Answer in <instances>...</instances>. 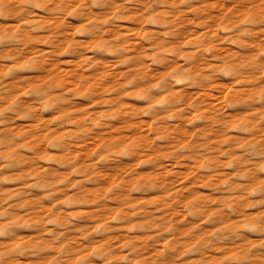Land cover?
<instances>
[{
    "label": "clouds",
    "instance_id": "1",
    "mask_svg": "<svg viewBox=\"0 0 264 264\" xmlns=\"http://www.w3.org/2000/svg\"><path fill=\"white\" fill-rule=\"evenodd\" d=\"M0 264H264V0H0Z\"/></svg>",
    "mask_w": 264,
    "mask_h": 264
},
{
    "label": "rangeland",
    "instance_id": "2",
    "mask_svg": "<svg viewBox=\"0 0 264 264\" xmlns=\"http://www.w3.org/2000/svg\"><path fill=\"white\" fill-rule=\"evenodd\" d=\"M214 7L215 6L213 5V8ZM191 23H192L191 20H189L188 21V24L191 25ZM36 46L39 47V48H41V49H43L45 47V45L43 43H39ZM53 67L55 68L56 66H53ZM61 71H62V73L68 75L69 77L74 74V72H70L67 68L61 69ZM109 75H110V73H102L101 74V78H104L105 76H109ZM67 83L71 87H75V88H79L80 87L79 83H74L71 79H69L67 81ZM91 86L92 85H89V87H91ZM27 87H32V85H28ZM218 87H223L224 88V99H227L228 95L232 92V88L231 87H226V86H223V85L214 86L211 89V91L207 94L209 100H211L213 102L216 101V99H217V88ZM105 90H107V89H105ZM22 91H27V88H22ZM85 91H87V88L85 89ZM80 110L83 111L84 109H80ZM148 127L150 129L151 128V125H149ZM114 131H118V130H114ZM185 134L186 135H189V136L195 135V133H185ZM33 139H34V137H33ZM90 151H95V149L94 148L93 149H90ZM160 154L161 155H164V153H160ZM77 155H79V153ZM165 175L171 177L173 175H176V173L173 172L172 170H169V171H167L165 173ZM180 175L183 176L184 183H187L189 180H191L193 178V172L191 171V169H189L187 172L180 173ZM103 178H107L106 175ZM113 182H115V178H113ZM195 186L196 185L193 184V187H195ZM155 199H159V197H156ZM141 203H143V202H141ZM89 214H91V213H89ZM173 215H178V213H174ZM191 231H192V228L191 227L188 228V229H186L185 232H184V235H187V233L188 232H191ZM140 239L141 240H144V239H148V237H141ZM117 242L118 243H124L126 241L122 240L121 238H117Z\"/></svg>",
    "mask_w": 264,
    "mask_h": 264
}]
</instances>
